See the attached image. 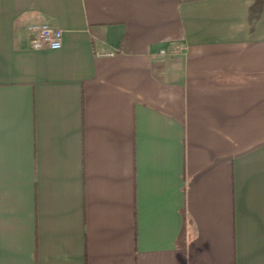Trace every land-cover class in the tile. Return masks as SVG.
<instances>
[{
	"label": "crops",
	"instance_id": "crops-1",
	"mask_svg": "<svg viewBox=\"0 0 264 264\" xmlns=\"http://www.w3.org/2000/svg\"><path fill=\"white\" fill-rule=\"evenodd\" d=\"M0 264H264V0H0Z\"/></svg>",
	"mask_w": 264,
	"mask_h": 264
},
{
	"label": "built area",
	"instance_id": "built-area-1",
	"mask_svg": "<svg viewBox=\"0 0 264 264\" xmlns=\"http://www.w3.org/2000/svg\"><path fill=\"white\" fill-rule=\"evenodd\" d=\"M31 35V46L33 50L59 51L63 48L64 32L46 23H34L28 27ZM179 49H175L174 53ZM165 51H162L164 54ZM104 55V54H100Z\"/></svg>",
	"mask_w": 264,
	"mask_h": 264
},
{
	"label": "trees",
	"instance_id": "trees-1",
	"mask_svg": "<svg viewBox=\"0 0 264 264\" xmlns=\"http://www.w3.org/2000/svg\"><path fill=\"white\" fill-rule=\"evenodd\" d=\"M189 1H194V0H189Z\"/></svg>",
	"mask_w": 264,
	"mask_h": 264
}]
</instances>
